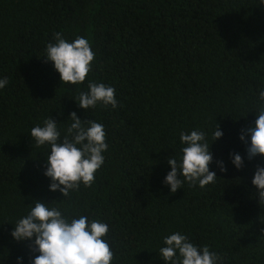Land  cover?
Listing matches in <instances>:
<instances>
[{"label":"trees","instance_id":"16d2710c","mask_svg":"<svg viewBox=\"0 0 264 264\" xmlns=\"http://www.w3.org/2000/svg\"><path fill=\"white\" fill-rule=\"evenodd\" d=\"M57 32L86 37L95 52L79 86L62 84L43 57ZM0 77L9 81L0 91V264H28L29 243L11 237V224L33 200L64 199L48 190L47 152L30 131L48 117L63 130L72 112L105 126L109 150L93 186L60 204L109 224L114 264H164L156 252L173 231L210 246L222 264H264V202L251 183L264 157L249 160L239 140L264 87L259 0H0ZM89 78L116 89L115 109L78 107ZM216 123L224 135L210 150L228 170L212 163L215 184L171 193L163 180L179 133Z\"/></svg>","mask_w":264,"mask_h":264},{"label":"clouds","instance_id":"9594fccd","mask_svg":"<svg viewBox=\"0 0 264 264\" xmlns=\"http://www.w3.org/2000/svg\"><path fill=\"white\" fill-rule=\"evenodd\" d=\"M259 4L264 5V0H259ZM43 57L52 62L62 84L79 86L92 70L95 52L86 37L77 36L69 41L63 33L57 32L54 42L46 45ZM8 83L6 77H0V91ZM254 95L256 99L250 112H255L256 120L239 134L249 160L264 157V87H258ZM78 101V107L84 110L109 106L115 109L118 105L113 86L90 78L87 91L79 93ZM69 120L71 122L62 130L58 127L60 123L48 117L42 125L37 124L30 131L35 147L47 152L43 175L49 180L48 190L61 193L64 198L61 201L70 199L81 186H93L109 150L102 123L82 120L76 112L70 113L65 122ZM223 135L217 123L212 129L179 133L180 151L166 158L170 171L163 180L171 193L183 189L185 183L200 188L215 184L216 172L209 168L212 163H216L221 172L228 170L223 160L214 161L210 150L213 142ZM229 159L237 170L243 168L241 154L230 153ZM251 183L255 186L259 203L264 202V164L257 165ZM61 201L33 200L27 212L14 224L10 223L13 225L11 237L17 242L29 243L32 255L28 257V264H114L115 253L108 238L109 224L88 215L68 214ZM160 243L156 253L164 264H222L221 256L210 246L193 242L182 231L164 235ZM16 264H25V258L18 256Z\"/></svg>","mask_w":264,"mask_h":264}]
</instances>
